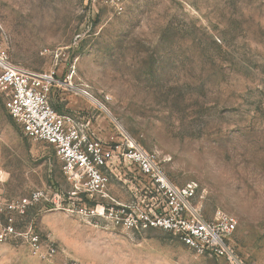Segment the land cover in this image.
Masks as SVG:
<instances>
[{
  "label": "rangeland",
  "instance_id": "obj_1",
  "mask_svg": "<svg viewBox=\"0 0 264 264\" xmlns=\"http://www.w3.org/2000/svg\"><path fill=\"white\" fill-rule=\"evenodd\" d=\"M117 1L0 0V43L14 63L54 74L55 110L91 118L104 143L133 140L174 183L196 184L201 214L232 216L239 255L264 264V0ZM121 173H108L110 191L142 186ZM37 188L46 199L17 227L56 251L37 257L9 238L0 264H225L169 232L87 215L99 199L64 174L51 144L24 134L0 93V198Z\"/></svg>",
  "mask_w": 264,
  "mask_h": 264
},
{
  "label": "built area",
  "instance_id": "obj_2",
  "mask_svg": "<svg viewBox=\"0 0 264 264\" xmlns=\"http://www.w3.org/2000/svg\"><path fill=\"white\" fill-rule=\"evenodd\" d=\"M99 1L119 5L117 0H83L85 4ZM54 85L57 82L53 73L14 63L0 43V93L7 113L26 136L51 144L64 174L82 185L90 198L99 199L85 209L87 215L126 230L160 229L198 254L214 256L225 264H247L234 244L236 220L232 216L217 213L205 218L193 202L196 184L174 183L154 152L128 138L104 143L91 130V118L55 110L50 102ZM114 162L132 166L131 172L142 178L140 188L130 186L128 202H120L109 193L108 173ZM43 199L46 193L39 188L24 196L0 198V242L21 238L32 255H53V243L43 240L30 227L18 229L16 223L29 207Z\"/></svg>",
  "mask_w": 264,
  "mask_h": 264
},
{
  "label": "crops",
  "instance_id": "obj_3",
  "mask_svg": "<svg viewBox=\"0 0 264 264\" xmlns=\"http://www.w3.org/2000/svg\"><path fill=\"white\" fill-rule=\"evenodd\" d=\"M111 166H118V168L117 169H113L112 168V173H114V171H118V170H121V171H123L124 173H121V178H123L124 177V174H128V177H133V178H135V176L134 175H136L134 172H131V171H133V169L134 168H132V166H125V165H119V164H117L116 162H114L113 163V165H111ZM121 166V167H120ZM115 175V174H114ZM127 177V178H128ZM123 181H127V179H124ZM132 182L130 181V184H131ZM136 184V183H135ZM131 185H133V184H131ZM131 185H128L127 186V188H124V187H122L121 189H115L113 192H112V190L110 191V188H109V193L116 199V200H118V201H120V202H128L130 199H131V196H130V192H129V188H131L130 186ZM108 187H110V184H109V186Z\"/></svg>",
  "mask_w": 264,
  "mask_h": 264
},
{
  "label": "bare ground",
  "instance_id": "obj_4",
  "mask_svg": "<svg viewBox=\"0 0 264 264\" xmlns=\"http://www.w3.org/2000/svg\"><path fill=\"white\" fill-rule=\"evenodd\" d=\"M88 97H91V96H88ZM93 99H94V98H93ZM94 101H95V102H98V101H96L95 99H94Z\"/></svg>",
  "mask_w": 264,
  "mask_h": 264
}]
</instances>
